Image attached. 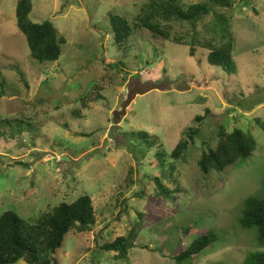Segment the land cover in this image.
Wrapping results in <instances>:
<instances>
[{"label": "rangeland", "instance_id": "obj_1", "mask_svg": "<svg viewBox=\"0 0 264 264\" xmlns=\"http://www.w3.org/2000/svg\"><path fill=\"white\" fill-rule=\"evenodd\" d=\"M149 1L32 0L31 20L52 22L66 39L57 62L40 63L17 26V0H0V215L13 211L36 224L88 195L96 223L69 233L59 264H178L175 257L205 235L217 242L184 264H245L264 252L257 230L240 225L245 202L264 199V128L255 122H264V0H227L231 7L181 0L213 11L196 30L175 24V33L206 41L216 20L231 24L230 82L202 52L193 59L189 46L143 29L118 51L111 13L133 22ZM190 129L200 130L195 142L165 172L160 163ZM235 129L255 137L253 156L223 173H201L202 153L217 146L220 130ZM163 175L175 191L169 200L156 195ZM136 224L129 261L102 251Z\"/></svg>", "mask_w": 264, "mask_h": 264}, {"label": "trees", "instance_id": "obj_2", "mask_svg": "<svg viewBox=\"0 0 264 264\" xmlns=\"http://www.w3.org/2000/svg\"><path fill=\"white\" fill-rule=\"evenodd\" d=\"M211 2L231 7L227 0H211ZM32 11V0H17V26L26 37L30 55L40 63L57 62L62 56L66 39L59 34L52 22H33L30 18ZM212 11L213 5L209 3L185 6L181 0H150L142 7L133 22L126 17L111 13L114 43L117 50L124 53L126 44L134 34L140 29L146 30L153 39L189 46V55L193 59L201 57L202 52L206 55L210 65L222 68L225 72L229 71L231 75L227 77L221 70L216 69L220 74L218 78H224L230 82L231 76L237 71L233 54L235 37L232 29L230 30L231 24L225 25L226 21L222 23L216 20L212 28L215 34L206 41L196 40L197 38L192 36V33L187 34L186 31L184 35L175 33V24H188L192 30H196V25ZM190 39L193 44L188 43ZM100 89L98 86L96 90ZM203 119V116H199L196 121L201 122ZM255 122L264 128L263 121L257 119ZM188 131L190 133H186L187 138L177 144L171 154L172 157L166 159L164 165L160 163L165 172L167 162L184 160L190 144L195 142V136L200 133L198 129ZM218 136L217 146L204 151L198 160L199 171L205 175L212 172L223 173L240 161L250 159L257 149L256 139L249 132L240 129L232 132L220 130ZM163 177L164 175L161 178H155L156 195L169 200L175 191L170 190L162 180ZM95 223L96 212L93 200L88 195L79 197L73 203L60 204L52 211L44 213L36 224L28 223L16 212L7 211L0 215V264H18L21 261L27 264H59L55 256L62 249L69 233L74 230L80 233L89 232ZM140 225H134L128 236L118 237L113 242L104 245L102 251L114 253L115 259L129 261L130 254L136 247L138 234L141 232ZM240 225L244 229H256L259 241L264 243V199L250 198L245 202ZM216 242L215 236H202L191 243L185 251L179 253L175 260L178 264L187 263ZM245 264H264V252L251 254Z\"/></svg>", "mask_w": 264, "mask_h": 264}]
</instances>
